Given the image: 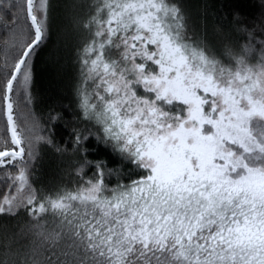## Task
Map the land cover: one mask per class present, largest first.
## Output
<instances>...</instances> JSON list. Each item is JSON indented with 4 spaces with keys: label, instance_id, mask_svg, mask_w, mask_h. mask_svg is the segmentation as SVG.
Instances as JSON below:
<instances>
[{
    "label": "snow or ice",
    "instance_id": "1",
    "mask_svg": "<svg viewBox=\"0 0 264 264\" xmlns=\"http://www.w3.org/2000/svg\"><path fill=\"white\" fill-rule=\"evenodd\" d=\"M0 32V264H264V0H0Z\"/></svg>",
    "mask_w": 264,
    "mask_h": 264
},
{
    "label": "trees",
    "instance_id": "2",
    "mask_svg": "<svg viewBox=\"0 0 264 264\" xmlns=\"http://www.w3.org/2000/svg\"><path fill=\"white\" fill-rule=\"evenodd\" d=\"M198 0H189V3L196 4ZM251 0H209L212 4L221 3H236L242 6H247ZM2 38V32H0ZM34 92L37 96L36 110L37 112H44L49 104L50 94L53 92V83L48 72V69L43 63V60L37 62L35 73ZM47 170V169H46Z\"/></svg>",
    "mask_w": 264,
    "mask_h": 264
}]
</instances>
